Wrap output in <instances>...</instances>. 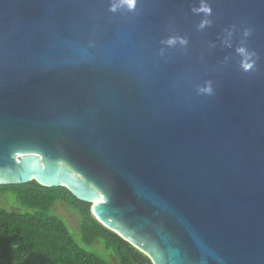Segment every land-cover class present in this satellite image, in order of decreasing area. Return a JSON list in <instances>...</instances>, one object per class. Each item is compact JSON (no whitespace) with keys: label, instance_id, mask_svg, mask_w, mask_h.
I'll return each mask as SVG.
<instances>
[{"label":"water","instance_id":"95a60500","mask_svg":"<svg viewBox=\"0 0 264 264\" xmlns=\"http://www.w3.org/2000/svg\"><path fill=\"white\" fill-rule=\"evenodd\" d=\"M201 2L0 0V186L66 188L152 264H264V0Z\"/></svg>","mask_w":264,"mask_h":264},{"label":"trees","instance_id":"16d2710c","mask_svg":"<svg viewBox=\"0 0 264 264\" xmlns=\"http://www.w3.org/2000/svg\"><path fill=\"white\" fill-rule=\"evenodd\" d=\"M12 192L22 210L0 208V264H152L150 259L103 226L92 214L91 203L63 187H42L35 181L0 186ZM58 202L75 212L78 233L51 211ZM102 256L83 246L96 245ZM104 250V251H103Z\"/></svg>","mask_w":264,"mask_h":264},{"label":"clouds","instance_id":"9594fccd","mask_svg":"<svg viewBox=\"0 0 264 264\" xmlns=\"http://www.w3.org/2000/svg\"><path fill=\"white\" fill-rule=\"evenodd\" d=\"M135 2L136 0H112V3L110 4L109 11L110 12H117L118 10H127L131 12L135 8ZM194 12L196 13H203L205 17H210L212 13L211 7L202 0L201 5L199 8L193 9ZM211 21L209 19H204L201 21L199 24V28L203 29L206 25H210ZM233 30L234 26L232 27L231 30H228L226 32V36L224 39V43L228 46H230V42L232 40L233 36ZM251 35V29L245 28L243 30V38H242V43L246 41L245 38L249 37ZM161 45L165 46L162 47L159 50V55L163 57L165 55L166 48H173L179 45L180 47H185L188 43L186 38H181V37H169L167 39L161 40ZM213 45H209L211 47ZM240 53H246L247 54V62L243 64V69L244 71H249L253 70L255 71V66L256 63L259 59V56L256 52H247V50L244 47H241L238 49ZM197 94H203V95H208L211 96L214 93V88L211 80H207L204 82L203 86L198 85L196 88Z\"/></svg>","mask_w":264,"mask_h":264},{"label":"rangeland","instance_id":"374dc122","mask_svg":"<svg viewBox=\"0 0 264 264\" xmlns=\"http://www.w3.org/2000/svg\"><path fill=\"white\" fill-rule=\"evenodd\" d=\"M0 208L11 209V210H17V209L22 210L23 209V207L21 206V203L16 199V196L10 191L9 192L5 191L3 194H0ZM51 214H54L60 217L65 222V224L68 226L69 230L74 236L75 234L78 233L79 222L76 217V214L74 211L69 209L64 203L58 202L53 208V210L51 211ZM76 239L77 241L79 240L78 237ZM83 247L86 250L93 251L103 257V255H101L102 254L101 248H99L97 244L91 247L89 246H83Z\"/></svg>","mask_w":264,"mask_h":264},{"label":"bare ground","instance_id":"6f19581e","mask_svg":"<svg viewBox=\"0 0 264 264\" xmlns=\"http://www.w3.org/2000/svg\"><path fill=\"white\" fill-rule=\"evenodd\" d=\"M37 159L38 158H36V157H28V158L25 159L24 162L28 166L29 169L34 170V169H37L38 166H39ZM70 182H72L73 184L76 185V183L74 182L73 179L72 180L70 179ZM96 199H101V197L100 196H97Z\"/></svg>","mask_w":264,"mask_h":264}]
</instances>
